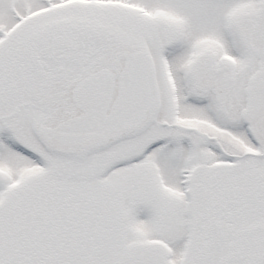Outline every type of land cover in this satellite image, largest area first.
Returning <instances> with one entry per match:
<instances>
[{
  "label": "snow or ice",
  "instance_id": "snow-or-ice-1",
  "mask_svg": "<svg viewBox=\"0 0 264 264\" xmlns=\"http://www.w3.org/2000/svg\"><path fill=\"white\" fill-rule=\"evenodd\" d=\"M0 264H264V0H0Z\"/></svg>",
  "mask_w": 264,
  "mask_h": 264
}]
</instances>
